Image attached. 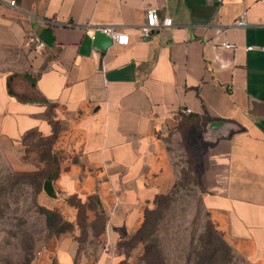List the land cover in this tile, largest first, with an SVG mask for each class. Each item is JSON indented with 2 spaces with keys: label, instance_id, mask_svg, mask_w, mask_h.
<instances>
[{
  "label": "crops",
  "instance_id": "1",
  "mask_svg": "<svg viewBox=\"0 0 264 264\" xmlns=\"http://www.w3.org/2000/svg\"><path fill=\"white\" fill-rule=\"evenodd\" d=\"M151 7L172 23L144 39ZM241 13L245 26L234 23ZM105 25L129 43L94 48ZM0 52V155L10 168L36 169L21 160V138L53 133V103L80 170L63 175L67 192L95 196L102 235L115 244L176 181V134L202 165V203L216 227L249 264H264V0L0 2ZM75 250L53 237L33 264H74ZM96 264L112 263L102 255Z\"/></svg>",
  "mask_w": 264,
  "mask_h": 264
},
{
  "label": "rangeland",
  "instance_id": "2",
  "mask_svg": "<svg viewBox=\"0 0 264 264\" xmlns=\"http://www.w3.org/2000/svg\"><path fill=\"white\" fill-rule=\"evenodd\" d=\"M8 55L10 63L11 58L18 57V53L14 51ZM0 56H2L0 57V67L5 68V62L8 60H5L6 56L3 58L2 52H0ZM46 104L47 116L51 117L53 107L50 103ZM62 127L61 123L57 125V135L52 143V150L58 159L57 165L51 162L47 155H45V163L23 160L22 156L25 151L23 146L22 161L33 164L36 167L34 170L43 169L45 173L56 168L57 173L53 180L43 179L40 190L29 185V181L25 177L18 179L17 185L11 189L6 187L4 194L6 202L0 214V260L10 259L19 262L28 256L31 258V264H33L38 251L50 238L64 236L71 240L76 247L74 264H96L102 255L109 259L112 264H149V253L145 256L144 243L141 242L132 248L121 244L116 249L104 251L103 248L107 241L105 235H102L104 232L100 231L104 220L100 218L99 202L95 196L88 197L87 195L68 193L67 186L63 182V175L80 174V170L77 165L76 153H67L65 150L67 139ZM176 138V134L170 136V145L176 148L177 153L181 155L177 158L180 165L179 171L184 169L185 172L180 173L178 171L177 177L174 173L177 181L175 188L171 190L170 200L152 235V239L157 243V249L161 251L159 260L162 262L160 264H186L187 256L192 255L191 250L199 248L198 237L203 233L207 222L209 220L213 222L202 203L204 192L200 181V167L202 165L197 162L194 153L192 154L185 148V145L180 148ZM191 158L195 161L198 172H187L186 174L188 167L193 165L188 162L191 161ZM12 171L33 170H14L9 167L7 160L0 155V184L8 186L13 180ZM47 180L51 182L54 195H49L43 189ZM76 186L78 187L77 184ZM40 207L57 209L62 212L67 221L63 224L65 226L63 232L49 233L46 228L45 216ZM214 224L213 226H216ZM216 228L227 242L224 231ZM134 232L135 230L129 234L123 233L120 240L129 239ZM230 248L231 260L228 262L229 264H249L239 254L235 253L231 246ZM150 261L152 264H158L155 260Z\"/></svg>",
  "mask_w": 264,
  "mask_h": 264
},
{
  "label": "trees",
  "instance_id": "3",
  "mask_svg": "<svg viewBox=\"0 0 264 264\" xmlns=\"http://www.w3.org/2000/svg\"><path fill=\"white\" fill-rule=\"evenodd\" d=\"M31 84L34 86V81L31 82ZM10 93L12 94V91H10ZM42 101L47 102L44 99ZM50 105L52 107L54 106L53 103H50ZM47 118L49 123L53 127V133L51 135L45 136L36 130H29L22 136L21 144L24 146L25 150L24 155L22 156L23 160H28L33 163H45V155H47L48 158L50 157L49 160L57 165L58 159L56 154L52 150V143L56 138L58 131L57 125L59 123L54 120L53 115L51 117L47 116ZM188 162L190 164L192 163L193 165L188 167L186 174L187 172L194 173L195 171H197L195 161L191 158V161ZM182 171L185 172L184 169H181L179 172L181 173ZM12 173L13 180L10 181L8 186L0 184V214L6 202L4 198V194L7 189L6 187L11 189L15 185H17L18 179L25 177L28 179L29 185H32L33 187L40 190L42 188L43 179L53 180L56 176L57 170L55 168V170L48 171L47 174L44 173L43 169L33 171H12ZM176 182L177 181H175L167 191L158 192L155 194L151 206H145L142 209L141 218L139 219L140 222L138 223L135 232L129 239H126L125 241L120 240L121 237H123L122 234H120L119 239L116 241L117 246L125 244L128 247L132 248L140 242L144 243L143 250L145 256L147 255V253H149V264H152L150 260H155L158 264L162 262H160L159 260L161 251L157 249V243L154 241V239H152V235L155 232L156 225L160 220L164 209L167 207V204L170 200L171 190L175 188ZM40 209L45 216L46 228L49 233L58 234L63 232V230L65 229V226L63 224H65L67 221L65 220L62 212L57 209H48L46 207H40ZM100 218H102V220L106 222L103 211H101L100 213ZM104 221L102 222V228L100 230L101 232H104L105 230ZM212 223L213 222H211L210 220L207 222L206 228L198 237L199 248L191 250L192 255L187 256L186 264H229L228 262L231 260V248L223 239L216 226H213L214 223ZM0 264H31V258L25 256L24 259L20 260L19 262L5 259L3 261L0 260Z\"/></svg>",
  "mask_w": 264,
  "mask_h": 264
},
{
  "label": "built area",
  "instance_id": "4",
  "mask_svg": "<svg viewBox=\"0 0 264 264\" xmlns=\"http://www.w3.org/2000/svg\"><path fill=\"white\" fill-rule=\"evenodd\" d=\"M0 2H6L9 5H14L15 0H0ZM172 19L170 17H160L156 8L151 7L146 10L145 13V22L139 27L140 36L144 39H148L155 29H158L163 26H170ZM238 26H245L247 24L244 13H241L234 21ZM99 30L105 34H108L113 43L119 45H127L129 43V35L126 32L117 30L113 25H105L95 27V30ZM93 36V34H92ZM44 43L42 41H36L35 47L41 48ZM222 47L226 49H235L236 45L227 40L221 41ZM249 48V47H248ZM188 111V109H186ZM117 245L107 242L104 245V251H109L110 249H116Z\"/></svg>",
  "mask_w": 264,
  "mask_h": 264
},
{
  "label": "water",
  "instance_id": "5",
  "mask_svg": "<svg viewBox=\"0 0 264 264\" xmlns=\"http://www.w3.org/2000/svg\"><path fill=\"white\" fill-rule=\"evenodd\" d=\"M93 47L99 51L104 52L108 46H110L113 42L111 37L108 34H105L99 30H96L92 36ZM43 189L49 195H54V190L51 187V182L49 180L45 181L43 185Z\"/></svg>",
  "mask_w": 264,
  "mask_h": 264
}]
</instances>
